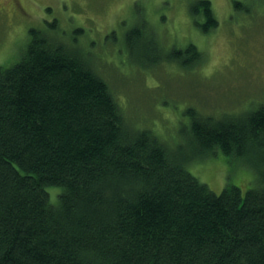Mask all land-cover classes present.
Here are the masks:
<instances>
[{
    "label": "trees",
    "instance_id": "16d2710c",
    "mask_svg": "<svg viewBox=\"0 0 264 264\" xmlns=\"http://www.w3.org/2000/svg\"><path fill=\"white\" fill-rule=\"evenodd\" d=\"M190 13L203 32L218 25L209 0ZM142 31L125 46L152 63L161 53ZM54 35L30 28L20 60L0 65V264H264V105L189 108L188 148L170 149L133 128L88 57ZM176 54L182 67L201 60L193 44ZM215 151L251 156L260 187L215 193L186 169Z\"/></svg>",
    "mask_w": 264,
    "mask_h": 264
},
{
    "label": "rangeland",
    "instance_id": "374dc122",
    "mask_svg": "<svg viewBox=\"0 0 264 264\" xmlns=\"http://www.w3.org/2000/svg\"><path fill=\"white\" fill-rule=\"evenodd\" d=\"M195 1L0 0V65L20 60L30 28L55 32L88 57L133 128L153 131L170 149L188 148L180 129L189 123V108L223 116L264 105V0H209L218 21L209 32L191 17ZM133 27L144 29L160 58L145 63L126 48ZM190 44L200 61L182 67L169 59ZM186 169L215 193L227 185L242 193L261 185L251 156L215 151L191 158ZM46 190L55 202L60 188Z\"/></svg>",
    "mask_w": 264,
    "mask_h": 264
}]
</instances>
